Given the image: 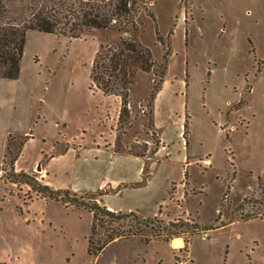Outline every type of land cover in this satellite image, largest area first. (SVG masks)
<instances>
[{
	"label": "rangeland",
	"instance_id": "obj_1",
	"mask_svg": "<svg viewBox=\"0 0 264 264\" xmlns=\"http://www.w3.org/2000/svg\"><path fill=\"white\" fill-rule=\"evenodd\" d=\"M145 2L148 11L134 19L136 38L155 66L136 72L127 87L128 115L120 119L119 95L102 94L90 72L96 55L128 34L72 39L26 32L17 78L0 79V264H264V0ZM153 107L160 131L152 128ZM177 118L183 133L186 123L181 137L194 157L185 179L175 158L182 143ZM98 123L106 129L100 134ZM161 139L169 158L165 148L157 154ZM111 145L127 153L145 149L143 178L153 177L151 187L166 199L178 188L170 183L183 180L185 195L156 218H103L95 247L106 241L109 224L126 232L131 225L140 240H116L90 255L91 213L8 182V164L15 160V172L44 184L45 163L61 156L49 170L53 181L66 184L69 198L99 203L113 156L95 158V146ZM68 149L79 157H63Z\"/></svg>",
	"mask_w": 264,
	"mask_h": 264
},
{
	"label": "trees",
	"instance_id": "obj_2",
	"mask_svg": "<svg viewBox=\"0 0 264 264\" xmlns=\"http://www.w3.org/2000/svg\"><path fill=\"white\" fill-rule=\"evenodd\" d=\"M141 9L148 11L145 0H0V79L17 78L27 31L79 39L94 31L115 30L129 36L121 37L115 46L106 48L104 54H97L92 62L90 74L92 82L102 94L119 95L121 102L119 119L127 116V87L133 82L136 72L153 71L155 66L151 51L141 45L136 38L138 27L134 19ZM157 40L163 44V39L158 35ZM168 56L169 53L165 50L162 56L163 69ZM159 82H162V77L159 78ZM153 99L154 95L150 94L149 100L152 102ZM185 129L186 123L183 136ZM134 148L131 146L128 149L130 155L144 156L145 149L136 152ZM14 161L11 159L8 164V182L16 185L25 184L41 198L68 206L82 207L91 213L88 254L97 255L116 240H140L138 231L133 230L131 225L126 232L119 231L109 224L106 226L109 232L106 241L95 247L91 241L92 236L97 225L101 226L104 222L103 218L109 223H118L127 218L137 219V214L112 212L96 201H79L75 194L69 198V192L66 190H53L40 183L34 175L15 172ZM147 178L148 176L144 179ZM193 227L194 231L198 230L196 224H193ZM193 232L191 234H194Z\"/></svg>",
	"mask_w": 264,
	"mask_h": 264
},
{
	"label": "crops",
	"instance_id": "obj_3",
	"mask_svg": "<svg viewBox=\"0 0 264 264\" xmlns=\"http://www.w3.org/2000/svg\"><path fill=\"white\" fill-rule=\"evenodd\" d=\"M165 85L166 82L163 83V87L161 91L164 89V87H166ZM156 99L158 100V96ZM152 113H153L152 128L157 131L162 130L163 124L160 123L155 108H154V112ZM168 117H170V114L166 113V120ZM177 120H178V125L175 126L174 124L175 136L178 138V140L182 139V143L177 141L178 151H177V156L175 158L179 160L181 163H183L184 166L183 177H184L185 173L186 175L188 174V167L190 165V162H188L187 160L188 158H194V157L188 154L189 144L187 145L186 143H184V137L183 136L181 137V134L183 133L182 131L183 120L179 118H177ZM99 126L101 128V131H99L100 134L101 132H104L106 129L103 128L101 125ZM163 127H166V125H164ZM177 127L179 128L178 132H177ZM99 134L96 136L98 137ZM160 138H161V133H160ZM171 145L173 147L175 146V143ZM164 148L168 151L167 154L171 152V149L165 147L164 142H162L161 139L160 150L157 151V154L161 155L163 152L161 153L160 151H164ZM94 152L96 154L95 158H97V156L101 155L103 152H109L111 156H113V158L109 162L112 169H110L111 168L110 167L107 171H105L106 182L101 189H98V191L102 192V195L100 196L98 202L101 205L105 206L106 209H108L109 211L122 212V213L134 212L142 218H156L159 215H162L163 211L173 209L172 208L173 204L177 206H180L182 204L181 198H184L185 195V190L183 188L185 185V181L183 182L182 180L178 185L174 182H171L170 186L171 185L177 186L178 188L176 193H174L175 194L174 198L166 199L165 197H163V194H160V191H158L157 188L154 189L153 187H151L153 182V177L149 175L146 180L143 178V172H144L143 157H134L124 150L123 151L115 150V149L113 150L112 145L104 148L95 146ZM69 155H74V157H79V155L76 156L75 152H72L70 149H68L64 153L63 157H68ZM169 157H171V154L168 155V158ZM60 158L61 156H51L50 159L45 163L44 168L41 170L42 172L41 177H43L42 179H44L43 180L44 184L53 190H66L65 188H68L66 187V184H64L63 182L53 181L54 176L52 177L51 173L49 172L53 163ZM210 165L211 162L209 161L208 167H210ZM145 211L148 213H145ZM179 217H178L179 219H185L186 216L185 214H182ZM150 242H155V240H148L145 243H150Z\"/></svg>",
	"mask_w": 264,
	"mask_h": 264
},
{
	"label": "water",
	"instance_id": "obj_4",
	"mask_svg": "<svg viewBox=\"0 0 264 264\" xmlns=\"http://www.w3.org/2000/svg\"><path fill=\"white\" fill-rule=\"evenodd\" d=\"M37 170H40V168L38 167ZM181 240L180 239H175L172 241L173 245L180 242Z\"/></svg>",
	"mask_w": 264,
	"mask_h": 264
},
{
	"label": "bare ground",
	"instance_id": "obj_5",
	"mask_svg": "<svg viewBox=\"0 0 264 264\" xmlns=\"http://www.w3.org/2000/svg\"><path fill=\"white\" fill-rule=\"evenodd\" d=\"M175 246H178V248H180L181 246H182V241H180V242H178V243H176V244H174Z\"/></svg>",
	"mask_w": 264,
	"mask_h": 264
},
{
	"label": "built area",
	"instance_id": "obj_6",
	"mask_svg": "<svg viewBox=\"0 0 264 264\" xmlns=\"http://www.w3.org/2000/svg\"><path fill=\"white\" fill-rule=\"evenodd\" d=\"M201 163L202 165H208L206 160H203Z\"/></svg>",
	"mask_w": 264,
	"mask_h": 264
}]
</instances>
